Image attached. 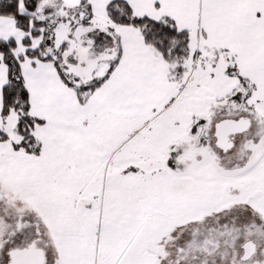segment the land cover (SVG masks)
<instances>
[{
    "label": "snow or ice",
    "instance_id": "snow-or-ice-1",
    "mask_svg": "<svg viewBox=\"0 0 264 264\" xmlns=\"http://www.w3.org/2000/svg\"><path fill=\"white\" fill-rule=\"evenodd\" d=\"M0 264H264V0H0Z\"/></svg>",
    "mask_w": 264,
    "mask_h": 264
}]
</instances>
